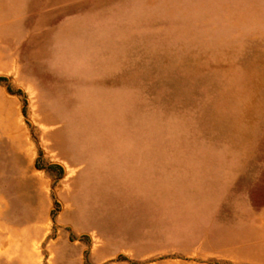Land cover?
I'll list each match as a JSON object with an SVG mask.
<instances>
[{
	"label": "rangeland",
	"instance_id": "obj_1",
	"mask_svg": "<svg viewBox=\"0 0 264 264\" xmlns=\"http://www.w3.org/2000/svg\"><path fill=\"white\" fill-rule=\"evenodd\" d=\"M172 190L264 226V0H0V264H91Z\"/></svg>",
	"mask_w": 264,
	"mask_h": 264
},
{
	"label": "crops",
	"instance_id": "obj_2",
	"mask_svg": "<svg viewBox=\"0 0 264 264\" xmlns=\"http://www.w3.org/2000/svg\"><path fill=\"white\" fill-rule=\"evenodd\" d=\"M171 195L164 218L106 230L92 224L91 264H264V226L251 200L226 208L219 193L188 194L181 202ZM28 260L34 264V256ZM78 264H85L82 255Z\"/></svg>",
	"mask_w": 264,
	"mask_h": 264
},
{
	"label": "trees",
	"instance_id": "obj_3",
	"mask_svg": "<svg viewBox=\"0 0 264 264\" xmlns=\"http://www.w3.org/2000/svg\"><path fill=\"white\" fill-rule=\"evenodd\" d=\"M2 80H4L5 78H1Z\"/></svg>",
	"mask_w": 264,
	"mask_h": 264
}]
</instances>
